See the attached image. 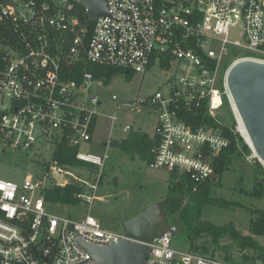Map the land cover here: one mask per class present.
<instances>
[{
	"label": "built area",
	"instance_id": "1",
	"mask_svg": "<svg viewBox=\"0 0 264 264\" xmlns=\"http://www.w3.org/2000/svg\"><path fill=\"white\" fill-rule=\"evenodd\" d=\"M13 1L0 5V23L11 32L0 37V152L34 150L39 170L21 182L0 178V264H96L84 246H107L124 233L104 228L90 212L74 220L46 210V192L69 184L80 188L82 202L95 203L113 141L110 135L103 153L82 150L106 115L91 91L105 82L77 67L85 62L144 74L169 58L166 69L174 75L167 87L121 103L115 113L155 108L157 146L149 165L202 183L214 177L215 157L231 145L225 128L236 133L217 115L225 97L234 105L231 68L264 62V0H107L109 14L95 20L91 34L75 0ZM200 112L204 122L188 120ZM109 118L113 129L116 116ZM63 140L78 149V165L55 161ZM174 239L170 230L157 236L145 264H264L179 250Z\"/></svg>",
	"mask_w": 264,
	"mask_h": 264
},
{
	"label": "rangeland",
	"instance_id": "2",
	"mask_svg": "<svg viewBox=\"0 0 264 264\" xmlns=\"http://www.w3.org/2000/svg\"><path fill=\"white\" fill-rule=\"evenodd\" d=\"M173 75L174 69H166L159 63H155L144 74L132 73L127 76L120 73L108 84L94 83L91 91L100 96L103 102L100 111L105 112L106 115L98 117L94 141L90 145L83 146L82 150L103 153L106 147L104 143L110 135L114 140L124 138L128 134L122 130L126 124L131 125L134 130L147 132L151 136L155 135L158 123V111L155 108H145L137 112L129 107H122L116 113L115 111L117 105L121 103L165 89ZM113 95H117L118 98L113 99ZM112 115L116 116L113 129L112 120L109 118ZM217 115L224 124L233 127L246 142L229 99L225 100L224 107L217 112ZM250 151V154L245 155L244 158H233L232 164L222 176L221 185L212 189V196L217 199H227L229 206H205L194 214L195 222H208L214 226H233L245 235L250 234L251 212L255 209H264V198H254L244 192L253 189V170L256 167L259 168L258 162L261 163L251 147ZM108 154L98 192L99 198L92 206L82 201L78 204L47 201V212L74 220H81L90 212L104 228L123 232L122 221L140 214L145 208L167 198L170 178V172L167 169L151 167L146 161L132 157L113 144L109 145ZM46 159L52 163L49 154ZM36 170H39V164L34 160V150L0 152V178L2 179L21 182L26 175H34ZM259 179H264L261 172ZM164 211L169 224L172 225L176 214L171 216L166 210ZM184 230L185 227L180 234H175L173 246L179 250H193L187 234H182ZM203 234H205L204 231L201 232V235ZM253 236L264 244V235ZM205 240L207 236L199 238L197 243H204ZM221 245L230 246L235 255H238L239 248L227 236L222 238ZM216 256L223 259L221 247H217Z\"/></svg>",
	"mask_w": 264,
	"mask_h": 264
},
{
	"label": "trees",
	"instance_id": "3",
	"mask_svg": "<svg viewBox=\"0 0 264 264\" xmlns=\"http://www.w3.org/2000/svg\"><path fill=\"white\" fill-rule=\"evenodd\" d=\"M77 13L82 23L88 28V33L91 34L95 26V20L90 19L85 7L77 3ZM11 32L4 28L0 23V37L4 39L10 38ZM8 41V40H6ZM170 65V59L163 60L161 66L167 68ZM86 69L93 72L96 79L103 78L106 84L118 74H125L126 71L118 68L98 66L90 63H81L77 67V72ZM128 74L127 76H129ZM227 101V97H225ZM188 120H193L195 123L204 122V113L200 112L195 117L192 115ZM206 121L211 119L206 118ZM233 128V127H232ZM231 138V145L223 150L214 159L215 175L212 179H208L202 183L195 182L188 173H179L178 171L170 172L168 184V196H179L181 198H169L163 210H166L169 215L177 214L180 208L187 204V207L182 211V221L185 225V230L182 234H187L191 242L192 251L216 256L217 247L222 248V257L226 261L234 263H249L250 261H264V244L255 238L253 235H264V209H255L251 212L252 217L249 224L250 234H243L233 226H214L208 222H195L194 214L196 211L202 210L205 206L220 205L226 206L227 199H217L212 196V189L215 186L221 185V180L226 169L232 164L233 158H244L250 154V147L240 136L230 128H225ZM112 144L120 148L123 152L138 157L147 163L151 162L155 156L157 146V137L150 136L147 132L132 129L124 138L114 139ZM77 148L69 145L63 140L57 146L55 153V161L61 165L76 166L79 161L76 158ZM258 167L253 170L254 186L251 190L244 192L254 198H264V179H259L260 172L264 175L263 165L258 162ZM102 183V182H101ZM80 188L75 185H66L56 187L46 192V201H59L62 203L78 204L81 200L76 196ZM167 196V197H168ZM204 231L205 234L201 235ZM180 234V233H179ZM207 236L204 243H197L201 237ZM227 236L239 248L238 255H235L233 249L228 245H221L222 238ZM211 248H213L211 250ZM209 253V254H208Z\"/></svg>",
	"mask_w": 264,
	"mask_h": 264
},
{
	"label": "water",
	"instance_id": "4",
	"mask_svg": "<svg viewBox=\"0 0 264 264\" xmlns=\"http://www.w3.org/2000/svg\"><path fill=\"white\" fill-rule=\"evenodd\" d=\"M85 7L90 19L97 20L109 14L107 0H75ZM15 4L13 0H0V5ZM228 87L234 106L247 130V144L264 165V62L243 61L235 64L228 75ZM55 178H63L55 171ZM168 196L159 203L145 208L140 214L122 221L124 238L107 246L85 245L96 264H145L154 239L162 232L173 231L179 234L184 229L182 211L176 214L175 221L169 224L163 207Z\"/></svg>",
	"mask_w": 264,
	"mask_h": 264
},
{
	"label": "bare ground",
	"instance_id": "5",
	"mask_svg": "<svg viewBox=\"0 0 264 264\" xmlns=\"http://www.w3.org/2000/svg\"><path fill=\"white\" fill-rule=\"evenodd\" d=\"M233 108H234V110H235V112H236V115H237V118H238V123H239L240 131L242 132V134L244 135V137L249 141L248 133H247V130H246V128H245V126H244V124H243V122H242V119H241V117L239 116V114H238V112H237V110H236V108H235L234 105H233Z\"/></svg>",
	"mask_w": 264,
	"mask_h": 264
},
{
	"label": "crops",
	"instance_id": "6",
	"mask_svg": "<svg viewBox=\"0 0 264 264\" xmlns=\"http://www.w3.org/2000/svg\"><path fill=\"white\" fill-rule=\"evenodd\" d=\"M98 123V122H97ZM151 136V135H150ZM154 136V135H153Z\"/></svg>",
	"mask_w": 264,
	"mask_h": 264
}]
</instances>
